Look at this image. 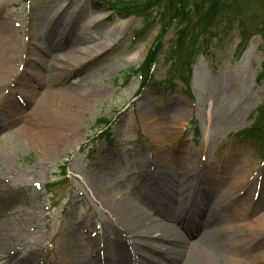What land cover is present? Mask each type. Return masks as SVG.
<instances>
[{"label":"rangeland","instance_id":"374dc122","mask_svg":"<svg viewBox=\"0 0 264 264\" xmlns=\"http://www.w3.org/2000/svg\"><path fill=\"white\" fill-rule=\"evenodd\" d=\"M141 1L107 3L122 9ZM101 2L0 0V239L20 235L11 247L18 264H130L106 254L102 242L100 220L112 224L113 216L100 190L116 189L180 233L187 251L179 261L189 257L197 236L186 233L194 230L207 240L210 264H264V160L240 135L264 103L262 34L238 54L237 21L224 26L217 15L209 30L183 38L187 23L171 20L160 34L153 16L120 15ZM263 13L264 0H247L239 17L259 25L250 15ZM200 16L193 24L205 25ZM155 40L163 48L153 84L136 96L141 79L129 69ZM74 47L79 64L65 58ZM188 61L185 86L179 68ZM149 115L157 126L167 123L163 140ZM100 118L111 121L110 133L97 127ZM232 187L235 194L209 214ZM224 224L231 235L217 240ZM90 238L99 239L96 248ZM144 240L145 264L168 260Z\"/></svg>","mask_w":264,"mask_h":264},{"label":"bare ground","instance_id":"6f19581e","mask_svg":"<svg viewBox=\"0 0 264 264\" xmlns=\"http://www.w3.org/2000/svg\"><path fill=\"white\" fill-rule=\"evenodd\" d=\"M104 47H106V45H104ZM74 49L75 47L66 51L65 58L75 62V64H79L82 61V57H80ZM134 55H136V53ZM102 91L103 89L92 90L93 93L97 94H100ZM69 94H71V92ZM149 117L151 118V121H153V124L150 125V127L155 128L157 126V123L153 120V117L155 116L149 115ZM166 124L161 122L155 128L154 132H156V134L159 136V133H162V131H164L163 129ZM168 128L169 130L167 136H172L171 134L173 132L170 129L169 124ZM159 137L163 140L165 138L164 132L162 133V136L160 134ZM241 184H243V181L241 182ZM181 187L183 190L185 188V185H182ZM200 189H204V187L202 186V188ZM235 189V187H232L229 191L221 193L222 195L219 194L217 196L218 198L214 200L213 205L208 210V213L213 214L216 209L222 207L224 203L227 202L229 197H231L232 194H235L233 193ZM198 193H201L200 190H198ZM100 196L101 200L106 203L107 208L110 210V212H112L113 216L111 218L112 224H108L102 219L100 220L101 232L102 234H104L103 241L105 243L104 248L106 254L111 255L114 251L116 260L122 261L126 257V259L130 260L131 264H133L134 260L138 261L140 264H145L144 260H150V257L143 254V248L145 247V244L143 243L145 242V238H150L151 241L149 242L154 247L150 251L155 252L160 256L163 255L161 251H165V253L169 254V259L166 262L162 263V261L158 259V262L153 264H210L209 257L205 253L207 240L201 233H197V231L194 230H187L188 233H186V235L188 236L189 234L188 237L196 235V241L192 243L191 251H188V259L186 260L184 258L183 260L179 261V257L181 254H183L184 249L187 251L186 240H184L182 236H180V233L178 231L172 229L171 224L170 226L162 225L156 222L151 217H147L146 211L138 207L125 194H120V192L116 189L100 190ZM168 199L174 202V198ZM178 203H181L180 198H178ZM182 212H184V214L181 213L183 215L189 213L188 210H182ZM171 221L175 222L176 218L172 217ZM228 224H231V222H229ZM223 226L226 227V232L223 233L219 230L216 237L217 240L227 241L231 235V232H229V225L227 226L226 224H224ZM174 232H178L179 234ZM19 238L20 235L17 233L14 237L10 238L9 241L5 240L4 238L0 239V264H18L16 263V256L18 253L17 251H12L14 249L11 247L16 246V241H18ZM88 242H92V248H96L99 239L90 238Z\"/></svg>","mask_w":264,"mask_h":264},{"label":"trees","instance_id":"16d2710c","mask_svg":"<svg viewBox=\"0 0 264 264\" xmlns=\"http://www.w3.org/2000/svg\"><path fill=\"white\" fill-rule=\"evenodd\" d=\"M208 2H210V6L207 11L204 12L203 4H207ZM246 4L247 0H194L193 3L189 0H142L141 2L135 4L124 5L122 9L129 13L134 12L137 14H144L146 16L151 15L154 10L157 11L161 15V19L164 21L162 33L168 28V23L171 20L187 23L182 31L183 38L187 35L189 30L195 31L198 28L202 31L209 30V22L215 20L217 15H220L219 21L220 23L222 22L224 26H227L228 22L237 20L242 27V42L240 45V50H242L251 35V27L255 28L256 31H260L264 37V19H262L264 13L262 16L250 15V20L252 22L260 21L259 25H254V23H248V25V20L239 17L240 14L243 15V8ZM188 7H192L194 11H188ZM200 15L204 16L205 25L203 24L202 26H199L197 24H193V18H199L197 23L201 22ZM158 16V14L153 16L152 24L156 23ZM156 45L154 46V49L151 50L148 58L141 65L139 70L142 76L143 86L149 84L152 79L151 70L156 61V56H158L161 50V48L156 47ZM191 46L192 49L190 50V54L194 52L195 38L191 41ZM189 64L190 61L184 65L186 71H190ZM189 75L190 73H188V77L185 81H188ZM258 80H264V62L262 64V70L258 76ZM104 122H107L106 119L99 120V124ZM243 134L246 138L251 139L258 145L259 152L262 153L264 157V103L258 108V114L253 125L244 130Z\"/></svg>","mask_w":264,"mask_h":264}]
</instances>
